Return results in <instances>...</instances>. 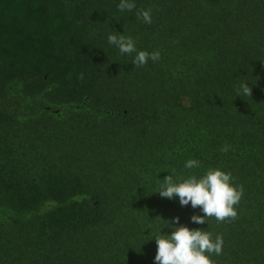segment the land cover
I'll return each mask as SVG.
<instances>
[{
  "label": "trees",
  "instance_id": "obj_1",
  "mask_svg": "<svg viewBox=\"0 0 264 264\" xmlns=\"http://www.w3.org/2000/svg\"><path fill=\"white\" fill-rule=\"evenodd\" d=\"M119 2L0 0V264H155L175 217L223 236L214 264H264V0H136L151 24ZM217 168L235 219L154 193Z\"/></svg>",
  "mask_w": 264,
  "mask_h": 264
},
{
  "label": "clouds",
  "instance_id": "obj_2",
  "mask_svg": "<svg viewBox=\"0 0 264 264\" xmlns=\"http://www.w3.org/2000/svg\"><path fill=\"white\" fill-rule=\"evenodd\" d=\"M118 9L121 12L135 10L138 19L146 24L153 22L152 10L137 9L136 0H120ZM107 39L108 44L117 48L121 55L135 53L133 59L135 67L144 66L149 60L156 62L160 59L158 51L149 53L138 50L134 39L125 34L117 32L110 34ZM251 95L252 88L248 82L242 83L237 90V96L243 98ZM199 166L195 159H189L184 164L188 170ZM174 176L175 172L161 180V187L154 193H158L162 198H178L181 207L199 208L202 215H193L192 223L203 225L209 218L224 222L237 217L236 206L241 201L244 190L242 186L237 187L234 184L231 173L219 168L209 169L201 176L190 174L179 182ZM167 228L172 229L170 235L164 234V228L157 230L153 237L157 244L155 264H214L211 256L222 253L224 245L222 235L214 237L209 230L190 229L180 224V217L171 220L170 227ZM152 235L151 231L149 236Z\"/></svg>",
  "mask_w": 264,
  "mask_h": 264
}]
</instances>
